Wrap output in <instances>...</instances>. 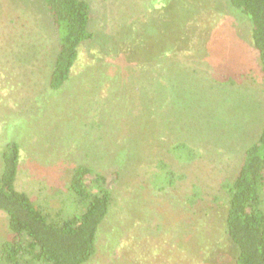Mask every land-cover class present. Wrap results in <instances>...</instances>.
I'll use <instances>...</instances> for the list:
<instances>
[{
    "label": "rangeland",
    "instance_id": "rangeland-1",
    "mask_svg": "<svg viewBox=\"0 0 264 264\" xmlns=\"http://www.w3.org/2000/svg\"><path fill=\"white\" fill-rule=\"evenodd\" d=\"M88 1L94 39L82 44L72 74L53 90L48 76L57 44L42 0H0V152L8 141L20 144L17 187L36 201L51 200L62 207L69 200L66 185L74 166L90 164L109 175L117 201L99 225L96 253L87 264H139L135 255L141 256L140 264H234L235 251L227 241L212 252L202 250L198 259L191 247L198 225L202 231L211 221L208 214L224 212L221 182L234 178L242 151L255 139L264 114V78L247 17L227 0ZM192 17L198 31L203 27L211 34L206 39L217 40L216 53L173 60L179 68L175 74L188 72V81L196 87L190 108L182 114L186 124L176 122L177 130V106H159L154 113L147 105L138 112L140 106L130 103L132 98L145 99L148 92L142 76L127 75L124 65L112 59V47L116 37L123 47L137 43L132 40L137 31L141 44L160 51L161 57L174 44L178 49L189 41L190 47L195 32L186 27ZM216 65L239 74L242 81L215 84ZM150 129H156L151 142L146 140ZM173 138L197 147L199 159L178 165L167 151ZM123 150L128 151L127 161L120 174L113 173ZM159 158L168 159L185 176L154 191ZM193 187L200 192L198 205L188 202ZM199 206L206 210L196 214ZM7 230L0 211V242Z\"/></svg>",
    "mask_w": 264,
    "mask_h": 264
},
{
    "label": "trees",
    "instance_id": "trees-1",
    "mask_svg": "<svg viewBox=\"0 0 264 264\" xmlns=\"http://www.w3.org/2000/svg\"><path fill=\"white\" fill-rule=\"evenodd\" d=\"M42 2L51 21L57 44L48 76L49 87L56 90L72 74L80 57L82 44L94 39V32L89 26L93 14L88 0ZM227 2L249 21L250 42L259 59L260 71L264 78V0ZM191 23L186 27L188 32H195L190 47L189 41L185 44L183 41L178 49L174 44L163 50L162 57L160 51L156 52L149 45L141 44L143 39L138 37V31L136 40L132 39L137 43L131 45L129 41L125 44L126 47H123L120 37H116V41H113L116 47L111 46L114 52L112 59L124 65L127 75L131 73L142 76V85L148 92L145 99L140 97L139 102H135L132 98L130 103L140 106L138 112L145 110L147 105L154 113L159 106L167 110L177 106L174 112V127L177 130H181L179 123L186 124L182 114H186L190 108L188 100L196 87L193 82L188 81V72L180 70L178 75L175 74L179 68L174 67L178 62L173 60L188 54L212 56L216 53L213 46L217 44V40L206 39L207 35L210 38L211 34L203 27L198 31V24L193 17ZM171 30L168 28L169 32L174 33ZM130 32L127 41L133 35L132 31ZM118 66L119 64L116 67ZM223 66H214L212 79L215 84L225 87L242 81L239 74L223 71ZM174 79L177 80L175 84ZM160 83H163L161 87ZM195 95L200 97L197 92ZM170 122L171 119L168 118L167 124ZM149 132L146 140L151 142L155 139L156 129H150ZM170 142L172 143L167 151L180 166L191 164L201 156L199 149L184 139L173 138ZM20 149L19 142L8 141L0 152V211L5 214L8 228L7 237L0 242V264H87L96 253L99 225L106 218L110 208L112 210L116 204V186L108 185L110 177L107 173L95 169L90 164L80 163L72 168L66 185L69 193L66 206L53 205L51 200L45 203L36 201L16 185ZM127 152L123 150V153L117 156V168L113 173L120 174L123 163L127 161ZM171 163L168 159L159 158L153 182L154 191L165 190L169 185H173L177 178H184L185 175L178 173ZM193 188L188 202L198 205L201 201L200 192L196 187ZM221 188L226 192L225 210L221 216L218 212L208 214L211 221L208 224L204 221L206 226L202 231L198 225L191 247L193 253L198 259L202 250L212 252L219 245H224V240L235 251L234 264H264V114L255 139L242 151L234 178L223 180ZM199 207L200 210H197L196 214L206 210L203 206ZM205 214L206 211L203 215ZM140 257L135 255L133 259L140 264Z\"/></svg>",
    "mask_w": 264,
    "mask_h": 264
}]
</instances>
